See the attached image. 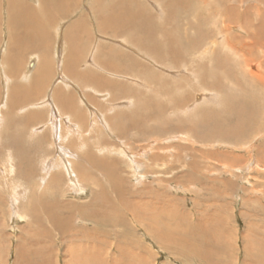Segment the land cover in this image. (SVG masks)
I'll return each mask as SVG.
<instances>
[{"label":"rangeland","instance_id":"374dc122","mask_svg":"<svg viewBox=\"0 0 264 264\" xmlns=\"http://www.w3.org/2000/svg\"><path fill=\"white\" fill-rule=\"evenodd\" d=\"M148 1L139 0L149 15L137 28L140 42L126 33L101 37L91 3L75 0L73 13L51 28L52 47L59 50L71 23L86 16L90 36L79 69L89 67L111 85H75L64 75L71 81L65 85L61 54L53 55L52 81L40 87L45 102L19 115L9 109L6 122L8 26L0 12V264H15L22 252V264H264V79L256 77L264 74V36L257 45L247 33L256 38V26H264V0H228L239 13L236 22L228 20L226 0H181L178 18L168 1L166 8ZM30 54L22 76L33 73ZM108 62L134 65L112 75L104 70ZM54 85L62 86L56 94L67 102L64 110L51 96ZM234 106L248 115L236 117ZM29 112L41 115L20 124ZM13 128L24 131L20 152L10 143ZM98 163L108 165L116 182ZM94 198L98 204L90 208ZM42 200L61 202L66 232L43 210L44 224L33 221ZM81 205L88 214L104 210L112 222L106 218L101 228L96 219L81 218ZM182 232L192 241L183 255L174 244L165 246Z\"/></svg>","mask_w":264,"mask_h":264},{"label":"bare ground","instance_id":"6f19581e","mask_svg":"<svg viewBox=\"0 0 264 264\" xmlns=\"http://www.w3.org/2000/svg\"><path fill=\"white\" fill-rule=\"evenodd\" d=\"M85 1L91 3L89 12L92 13L93 15L90 18L93 21L92 22L93 26L95 25L94 27L98 28V30L100 31V33L98 34L101 37L106 38L108 37L109 34L117 35V34L126 33L130 36L131 39H133V41L137 40L141 42V35H137L136 31H138L137 28H139L141 24L146 23V20L149 18V15L147 14V11H146L147 8L145 5H143L140 9V5L142 4L139 2V0H132L130 3L128 2V0H94L93 2H90L91 0H85ZM154 1H156L155 3L157 5H159V3L163 4L164 8H166V4L168 1L167 7L169 8L170 12H172V14L176 16V18L181 16L184 12V9L179 7V3L181 2V0H165V1L154 0ZM218 1L219 0H214V2L216 3ZM102 2L106 3L104 8H102ZM227 2L229 1L226 0V3ZM150 3L148 4L151 5ZM211 5H216V4L212 3ZM134 8H135V11H134ZM2 10L4 13V19H6L5 21L8 26L7 30L6 28H4V30L8 31L7 32L8 35L6 34L8 36V50H7L8 55L5 59V62H6V65L9 64V68H10L9 76L7 75L8 83L5 84L3 82V86H4L2 88L3 92L2 93L0 92L1 95L3 96L2 97L3 100H1V102H4L7 105L6 113H4V119H3L4 122H6L7 119L11 121V116L9 115L7 117V114L9 113V109L11 111L14 110L12 112L13 115L14 114L19 115L18 111H24V110H27L29 106H36V104H42L45 102V100L43 101L41 99L39 100V93L41 92L40 87L42 86L43 88L44 87L43 84L49 85V83H51L52 75L54 72V63H53L54 61H52V59L55 60V57L57 58V55L59 54H61L60 56L61 58L59 60L58 67H59L60 72L63 74L62 80L67 82L65 85H68V82H71L68 79H66L65 76L69 77L70 80L74 81L75 83L74 82L73 83L75 85H79L78 83L80 82L82 84L89 83V84H92L93 86H97V85H94V83L99 85V82L102 83L103 81L104 83H102L101 86L111 85L109 81L99 79V76L94 71H92V69H90L89 67L86 68L88 70H85V71H81L79 69V67L82 66L81 64L85 63L84 61H82L85 58L83 57V54H82L84 53L82 49V43L85 37L90 36V31L88 29V26L86 25V16H82L78 20L73 21V23H71V25L69 26V29L66 31V34H65L64 40H66L65 41L66 43L61 41L63 43V46L59 50H56L57 49L56 45H55V49H53L52 47L53 45L52 41L54 38H53V32L51 28L55 26V24H57L59 20L58 18H60L63 15H66L68 12H69L68 14L73 13V11L75 10V0H0V12ZM227 11H228L227 14L229 17L228 20L236 22L238 20L237 16L239 15V13L234 9V7H232L231 5L229 6V4H228ZM223 12H225V10L222 11L221 13ZM217 13L218 12H215V14ZM224 14H226V12ZM245 16L248 17L247 12L243 13V17ZM209 18H213V21L215 20L214 23L220 24L221 20L215 18L213 15L210 16ZM201 20H203V17ZM58 25L55 26V29L56 27H58ZM60 26H61V23H60ZM257 30H259V32L256 33L257 35L256 38H255V33H253L252 31L251 32L248 31L247 33H249V35L251 36L249 37L250 39L248 41H252L258 45V43L260 42V39L264 36V26H262V24H259V26H256L255 28V31ZM55 32H59V29H57V31ZM144 35L146 39L150 40L152 38L151 30L147 29ZM60 38H62V34ZM69 38L71 40H69ZM119 38L123 39L124 37H117L115 39H119ZM67 40H69L70 42V45L68 48H67ZM125 41L127 42L126 39ZM251 44L252 43L246 44L247 46H250L249 50L253 49ZM236 46L237 45L235 44L234 48ZM94 51L95 49H92L91 53L93 54ZM26 53H31L33 56V59L31 61L29 60L30 62L27 61L29 65V69H31L33 73L31 75L22 76L21 72L23 69V65L27 67L25 65V58H24ZM51 53H52V56H51ZM173 53H177L176 49H174ZM107 54L112 56L114 54V50L112 48H108ZM53 55H55L54 58H53ZM128 58L127 60H129ZM110 60H113V59H110ZM130 64L132 65H128V64L121 65L120 63L115 64L113 62H108V66L104 70L108 73H112L113 75V74L118 73L121 70L127 71V68H131V66L134 65L133 63H130ZM259 66H260V63H259ZM2 75L6 77V74L5 75L2 74ZM263 76L264 74L262 75L256 74V77L261 78V79H264ZM19 80L21 81L25 80V82H21ZM27 81H29V83ZM54 86H58V85H54ZM68 88L69 86H67V90ZM86 88L90 89L91 87L88 86ZM64 89L66 90L65 87ZM61 90H62V86H58L57 89H52L53 93L51 96L55 97L56 101L61 105L60 108L64 110L67 102L64 103V99L62 97L60 98L59 95L56 94V91L60 92ZM229 102H230L229 106L231 105L232 107L233 100H230ZM34 103L35 105H33ZM234 107H235L234 112L237 114L236 117H241V116L246 117L248 115L246 110H244V112L243 110L238 111L237 107L236 106ZM29 113H30L29 116L28 114H26V116H20V122H21L20 124H23L24 126H29L34 121L35 118L39 117L37 114L41 115V112L40 113L39 112H29ZM249 116H250V113H249ZM8 126L13 127L14 124H9ZM19 128H20V125H19ZM22 132L24 131L21 129L15 130L13 128L9 134V136H15L11 138L10 143L16 146L19 152L22 151L20 143H19V141L22 138L21 136ZM0 133L2 134V132ZM230 134H231V130L226 129L225 135L230 136ZM92 160H93V157H92ZM98 166L101 167L103 171L106 172V175L110 179H113V181L116 182V177L114 176L115 173L112 171L110 173H107L108 165L106 163H98ZM9 171L8 172L11 174V172L13 171L12 168H10ZM77 176L78 174L76 175V177ZM81 176L83 177V175H80V177ZM80 177H78V179H75V180L78 181ZM92 201L93 202L91 204H88L90 208L96 205L97 198H94V200ZM60 204L61 202H57V201L51 202V201L42 200V202L39 204L40 208L38 209L40 213L37 214V216H39L40 218L36 217L33 221L35 223L42 225V223L45 220V218L42 216V210H43V213L47 215V219L51 220V223L54 226V228L56 229L59 228V230H64V232H66L69 229V227H67L66 224L64 223L65 219L61 211L63 210V208L62 206H60ZM123 204L129 209L132 208V206L129 203H123ZM77 207H79V210H81V218L87 217L89 220L96 219L98 222V225L101 226V228L105 227V222H107L106 218H108V220L112 222V219H111L112 216L108 214L107 212H103L104 210H101V211L97 210L95 213L88 214L86 211L87 210L86 206L81 205V207L80 206H77ZM130 210H133V208ZM138 215H141V214H138ZM68 217L70 220L69 223L70 222L72 223V220H74V218L71 215H68ZM188 232H182V233H186V235L182 236V234L181 235L179 234L178 235L179 238L177 240L171 241L169 244H166L165 246L171 247V245L173 246L174 244L176 248L181 249L182 251L181 254L183 255L186 249L192 244V241L190 240L191 236L187 235ZM162 237L165 238L164 235H162ZM36 241L39 242L40 240H36ZM37 244L39 245V243ZM39 249H40V252H42L43 248L41 246ZM193 250H196L197 256L200 255L201 257H203V250H198L197 248H193ZM72 252L74 254V251ZM47 254H48V250H47ZM22 255H23V252L20 253V255L18 254L19 257L17 258L15 264H22ZM27 259L29 258L27 257ZM47 261L48 260H46L44 264H47ZM73 263L81 264L78 261L74 262V259L72 260V264ZM30 264H33V263L30 262Z\"/></svg>","mask_w":264,"mask_h":264}]
</instances>
